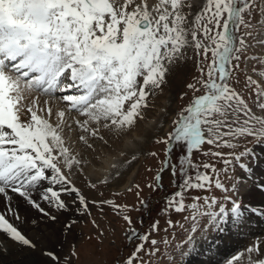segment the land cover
Listing matches in <instances>:
<instances>
[{"label":"snow or ice","instance_id":"6c2138e0","mask_svg":"<svg viewBox=\"0 0 264 264\" xmlns=\"http://www.w3.org/2000/svg\"><path fill=\"white\" fill-rule=\"evenodd\" d=\"M257 46L264 48V0H196L195 8L192 0H0V236L36 248L17 226L24 220L17 198L52 220L49 209L77 205V214H90L99 203L127 225L133 246L122 264H174L172 241L151 237L176 227L187 233L176 246L181 264L222 255L230 234H247L253 218L264 222V201L249 199L264 196V54ZM189 62L179 94L187 103L169 131L150 135L164 125L147 118L149 98ZM149 141L164 145L165 158L148 187L158 191L165 171L178 177L162 211L189 227L169 218L163 229L154 220L140 233L128 205L89 201L77 186L105 150L106 174L88 186L111 185L138 158L128 149ZM42 254L47 264L76 256ZM223 264H264V239L225 255Z\"/></svg>","mask_w":264,"mask_h":264},{"label":"rangeland","instance_id":"374dc122","mask_svg":"<svg viewBox=\"0 0 264 264\" xmlns=\"http://www.w3.org/2000/svg\"><path fill=\"white\" fill-rule=\"evenodd\" d=\"M200 2L202 3L203 0H200ZM254 52L261 54L263 52L264 54V48L257 46L254 49ZM191 70V62H189L187 68L182 65L175 67L173 71L167 75L166 83L162 86V91H158L154 97L149 98L150 109L147 111V118L149 120L156 121V124L162 123L164 125L159 133L149 132L150 135L162 136L164 133L169 131L170 128H168V126H171L175 113L179 111L182 104L187 103V99H185V101H181L179 99V94L185 89V85L190 79ZM253 78L256 77L254 76ZM165 109H167V114L164 111ZM153 127H155V125H153ZM144 131L145 129L142 122L141 132ZM114 147L119 150L121 145ZM248 147L251 148L253 145L249 144ZM136 149L138 158L130 167L127 168H135L136 173L130 184L131 186L126 191L112 193L109 192L110 186L103 184H98L96 189H92L88 186V181H86V179L84 180L83 177H79L77 179V186L81 189L89 201L95 200L99 202L111 199L116 203L128 205L131 210L128 211L127 214L132 217L133 227H135V229L140 233L146 232L154 220H159L160 227L163 229L166 226L165 221L169 218L173 221L179 220L181 223L185 224V227H189L188 223L183 221L181 215L175 213L166 215L162 211L164 208L165 198L177 190V187L175 186L179 183L178 177L171 176L168 171L165 172V175H163V186L165 184L176 182V185L171 186L172 188H169L167 193L160 190L154 191L153 188L148 187L150 184H155L154 178L162 167L161 162L165 157L164 145L154 144L149 141ZM220 150L229 151V149ZM256 150L259 151V148L257 147ZM151 152H157L158 156L153 157L150 155ZM217 167H222V165L218 164ZM224 183L228 184L229 181L225 179ZM136 185L140 186L139 195L137 194ZM129 189H131V191H129ZM215 194L219 195L218 192ZM155 195L159 196V202L149 206L150 197ZM65 199L70 198L65 197ZM141 200L146 203L141 205ZM89 207L91 209L90 214H77V212H75V214L71 217V220L68 222V224L71 223V228L65 227L64 230H62L64 232L63 237L52 250L55 251L62 260L74 250L76 256L71 259V264H122L123 257L129 254L133 246V244L126 238L127 225L121 219V216L115 214V211L108 205H101L97 203L90 204ZM150 208H152V212H150L147 217L144 214ZM73 221L75 222L73 223ZM141 221H144L143 226H140ZM186 235L187 233L183 229L176 227L168 229L167 233L160 231L151 238L158 240H171L172 246L168 249V251L175 257L174 264H181L179 249L176 246L184 240ZM231 236L235 238L237 234H230L224 243L228 244ZM241 236L245 241L242 239L244 242L241 241L242 246L240 248L250 245L255 237L264 239V222L253 218L250 231L247 234L239 235V237L236 238V243L237 241H240L239 238H241ZM231 241H233L232 238ZM226 244L223 247L222 255L213 256V261H208L210 263L206 262L205 264H213L214 262L219 261L224 254L231 251L234 243H230L228 245ZM158 246L163 252L165 247L164 244L161 243ZM22 248L25 249L26 247ZM208 256H212V254H208ZM20 258L21 256H19V259ZM196 259L199 262L196 261ZM196 259L190 261L189 264H202L200 257H197ZM169 260L170 258L161 259L158 264H169ZM28 264L43 263L35 262V260H33ZM44 264L47 263L44 262Z\"/></svg>","mask_w":264,"mask_h":264},{"label":"bare ground","instance_id":"6f19581e","mask_svg":"<svg viewBox=\"0 0 264 264\" xmlns=\"http://www.w3.org/2000/svg\"><path fill=\"white\" fill-rule=\"evenodd\" d=\"M193 5L195 8L194 0ZM97 151H100V149L98 148ZM128 151L129 154H131L132 152H137V149L129 148ZM110 154L108 150H105L100 156L99 161L96 162L95 170L91 167L86 169L85 175L80 176V178L83 177L86 181L91 180L92 183H97V181L106 174L105 169L107 168V162L105 161V156ZM135 171V168H129L124 171L117 181L111 185H107L110 186L109 192L118 193L126 191L135 177ZM249 199L253 202L264 201V196L254 194L249 197ZM14 204H16L20 215L24 218L23 222H18L17 226L36 244V248L30 249L26 247L24 249L20 245L12 243L0 236V264H28L33 260L43 264L44 262L47 263V258L42 254L43 251L45 249L52 250L55 245L60 242L64 233L62 230H64L66 224L71 220V217L77 212V205H73L71 210L68 211L49 209L51 214L56 216V219L52 220L49 217L42 216L36 209L31 208L19 198L14 201ZM41 204L48 209V205L43 201H41ZM2 207L3 204L0 203V208ZM19 256H21L20 259Z\"/></svg>","mask_w":264,"mask_h":264}]
</instances>
